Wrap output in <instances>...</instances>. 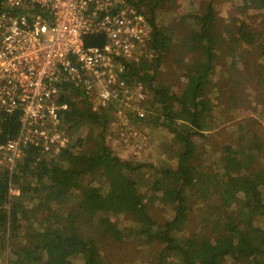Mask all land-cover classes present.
I'll return each instance as SVG.
<instances>
[{"label": "trees", "instance_id": "16d2710c", "mask_svg": "<svg viewBox=\"0 0 264 264\" xmlns=\"http://www.w3.org/2000/svg\"><path fill=\"white\" fill-rule=\"evenodd\" d=\"M4 1L0 0V12ZM130 1L137 4L141 0ZM256 1L264 11V0ZM151 12L154 15L155 8ZM216 17L213 1L207 11L191 15L189 24L198 32L192 46L201 50L203 57L197 64L187 67L182 75L184 84L180 91H173L162 83H152L164 55L171 50L173 34L170 28L158 27L153 16L152 57L127 64L124 76L128 85L139 81L146 85L143 91L147 94L150 91L163 109V114L155 116L154 122L164 119L166 123L163 121V125L179 145L175 167L156 168L158 175L155 179L145 175L149 163H130L106 145L111 116L124 109L125 102L114 97L109 108L92 110L86 88L84 94L82 89L73 88L65 79L59 82L62 100L71 106L64 115L66 129L78 126L74 114H79V104L84 102L90 117L88 125H102V142L105 144L98 155L91 148L73 147L71 143L55 155H47L41 148L31 147L13 174L0 163V264H18L19 259H24L25 264H113L104 256L103 242L98 235L108 236V232L113 230L110 218L121 219L130 203V196H134L140 214L118 230L124 237L140 238L149 244L161 243L162 248L156 255L157 264H173L175 259L182 264H246L245 260L251 257L264 264V178L257 174L264 152V139L257 131L251 130L249 123L237 124L236 140L217 148L223 156L220 170L223 177L220 179L218 173L214 186L209 178L212 172L201 171L196 163V137L205 138L204 130L210 116L220 110L219 102L213 99L216 61L220 57L219 47H214L216 35L211 29ZM238 36L247 44L257 46L258 64L261 63L264 69V29L259 30L243 20ZM103 42L102 36L85 37L86 45ZM260 81L264 84V75ZM237 93L235 91L232 98ZM127 113L128 119L134 115ZM146 116L137 118L143 120ZM0 122L2 142L18 133L20 112L0 113ZM220 124L221 120H218L217 127ZM83 138L80 136L77 140ZM102 165L111 170L110 176L105 180H91ZM165 173L172 177L171 182L163 177ZM34 174L36 178L32 177ZM194 179L200 184L195 191L191 189ZM144 186L156 191L149 201L145 199ZM211 187L218 191L221 206L226 212L215 222L220 234L208 237L199 233L186 239L178 238L175 229L186 222L190 212L186 206L189 191L197 195L199 192L198 197L205 198ZM160 193L174 200V216L168 219L166 226L149 211V203H153ZM43 205L50 212L44 219H37L36 210ZM62 205L69 206V211L54 214L52 207L61 208ZM104 220L107 221L105 226Z\"/></svg>", "mask_w": 264, "mask_h": 264}, {"label": "rangeland", "instance_id": "374dc122", "mask_svg": "<svg viewBox=\"0 0 264 264\" xmlns=\"http://www.w3.org/2000/svg\"><path fill=\"white\" fill-rule=\"evenodd\" d=\"M211 1L215 4L217 11V17L211 23V29L216 35L214 47L217 49L219 47L220 54L216 61L213 99L219 102L220 110L213 112L210 116L208 126L204 130L205 138L196 137L198 146L196 163L201 171L212 172L209 178L214 186L218 181V173L220 179L223 177L221 174L223 156L217 152V148L223 143L236 140L237 124L249 123L251 130L257 131L264 139V84L260 81V77L264 75V69L261 63L258 64L257 46L247 44L238 36L240 22L243 20L249 21L259 30L264 29V11L257 5L256 0L254 2L250 0H141L135 4L151 14V10L155 8L156 13L152 16L158 27L170 28L173 32L171 50L164 55L162 65L158 68L152 83L154 85L162 83L173 91H180L184 84L182 75L186 73L187 67L197 64L203 57L202 51L192 46L198 32L189 24L191 15L207 11ZM142 83L141 81L140 84ZM143 86L146 85L142 84V88ZM235 91L238 93L232 98ZM86 107L84 102L79 104V114H74L78 120V126L67 127L66 132L71 137L73 147L86 146L98 155L105 144L102 142V125H88L90 117ZM144 107L146 118L139 120L133 115L131 119H128V123L125 122L126 114L120 117L117 111L114 112L110 124L108 123L106 145L111 147L121 159L130 163H149L145 175L149 179H155L159 167H175V153L179 145L173 139L171 131L163 125L164 119L159 118V123L154 122L155 116L163 114V109L162 105L153 99L150 91H148ZM76 119L73 116V120ZM217 119L221 120L218 127ZM80 136L84 137L83 140H77ZM261 160L259 167L261 169H257V174L264 178V152ZM110 174L111 170L102 165L91 176V180H105ZM32 177L36 178L35 174ZM163 177L168 182L172 180L167 173ZM192 182L191 189L195 191L200 184L195 179ZM142 190L146 201H149L156 192L148 186L142 187ZM12 192L16 193L14 190ZM217 193L218 191L211 187L208 195L201 198L198 197L199 192L197 195L189 191L186 206L189 207L190 212L186 222L179 224L175 229L178 238L186 239L199 233L208 237L220 234L215 222L224 217L226 212L221 206ZM156 198L153 203H149V211L154 218L166 226L168 219L174 216V200L171 196L161 193L157 194ZM129 200L130 203L121 219L110 218L113 230L108 232V236L98 235L103 242V254L113 264H157L156 255L162 248L161 243L149 244L140 238L124 237L118 230L140 214L134 196H130ZM52 208L54 214L59 211L63 213L69 211V206L62 205L61 208L53 206ZM49 212V208L43 205L36 210V217L44 219ZM102 222L105 226L107 221ZM257 260L256 257H251L247 258L245 263L259 264ZM18 264H25V260L19 259ZM173 264L182 263L175 259Z\"/></svg>", "mask_w": 264, "mask_h": 264}, {"label": "built area", "instance_id": "2783aa9c", "mask_svg": "<svg viewBox=\"0 0 264 264\" xmlns=\"http://www.w3.org/2000/svg\"><path fill=\"white\" fill-rule=\"evenodd\" d=\"M152 15L130 0H5L0 12V113L20 112L18 133L0 142V163L13 174L31 147L55 155L71 143L59 82L82 89L100 111L117 97L144 117L148 94L128 85L127 64L153 55ZM88 35L102 44H85ZM130 100L132 101L130 103ZM128 123V116L125 119ZM3 129L0 122V134ZM14 192L19 193L18 190Z\"/></svg>", "mask_w": 264, "mask_h": 264}, {"label": "crops", "instance_id": "0c3cea01", "mask_svg": "<svg viewBox=\"0 0 264 264\" xmlns=\"http://www.w3.org/2000/svg\"><path fill=\"white\" fill-rule=\"evenodd\" d=\"M140 83H141V81H139ZM141 86H142V84H141Z\"/></svg>", "mask_w": 264, "mask_h": 264}]
</instances>
